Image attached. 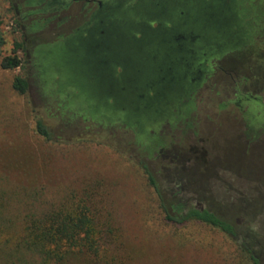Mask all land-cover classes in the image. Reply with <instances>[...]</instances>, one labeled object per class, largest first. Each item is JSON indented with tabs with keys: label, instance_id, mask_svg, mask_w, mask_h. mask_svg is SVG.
<instances>
[{
	"label": "rangeland",
	"instance_id": "rangeland-1",
	"mask_svg": "<svg viewBox=\"0 0 264 264\" xmlns=\"http://www.w3.org/2000/svg\"><path fill=\"white\" fill-rule=\"evenodd\" d=\"M121 1L0 0V37L4 41L0 61L10 55L15 43L23 46L18 52L22 62L19 68L0 67V189L9 200L8 213H17L20 200L26 196L47 211L68 193L88 186L100 191L97 199L104 201L119 229L122 260L117 264H247L218 231L197 223L181 227L167 223L137 163L142 160L153 170L161 193L168 198L165 176L167 171L175 173V168L166 156L182 153L194 159L202 155L205 168L185 164L189 169L183 174L187 186L179 195L175 191L172 194L187 207L202 204V197L218 202L264 197V191L259 192L264 187L255 184H264V0H250V14L244 20L253 19L256 24L247 39L221 53L213 49L207 54V69L193 77L186 117L173 127L166 122L158 127L160 155L154 154L157 159L153 161L136 156L130 132L70 115L49 95L54 85L63 82L58 72L47 73L53 47L60 46L59 53H54L63 64L73 60L69 68L73 72L68 71L73 84L83 83L77 68L83 64H88L97 77L101 73L107 78L109 72L117 70L119 74L122 68L115 67L113 58L126 52L122 48L123 26L110 22L108 10L101 12L102 24L92 19L99 10L98 2L113 7L120 6ZM225 1L214 0L218 4L212 8L225 13L229 6ZM177 8L182 10L179 5ZM184 23L188 30L189 17ZM150 25L156 27V22L152 20ZM157 34L172 46L181 44L184 54L175 60L172 48L170 58L158 63L147 52V64L157 73L167 64L173 74L175 63L183 60L181 69L189 78V32L183 38H179L178 29L169 31L168 37ZM152 40L145 33L141 42L126 45L142 55ZM133 59L121 63L132 67ZM110 63L114 64L112 69ZM142 65L143 60L138 70ZM16 76L27 81L25 95L12 89ZM63 93L71 106L84 112L80 100L71 98L66 89ZM36 120L48 128L52 141L36 133ZM167 180L172 182L171 177ZM16 193L23 196L17 195L13 205L11 198ZM65 264L91 262L78 254Z\"/></svg>",
	"mask_w": 264,
	"mask_h": 264
},
{
	"label": "trees",
	"instance_id": "trees-1",
	"mask_svg": "<svg viewBox=\"0 0 264 264\" xmlns=\"http://www.w3.org/2000/svg\"><path fill=\"white\" fill-rule=\"evenodd\" d=\"M142 1L144 0H136L133 3L134 5L130 4V8L124 6L112 13V18H110L112 22H114L113 19H117L122 20L125 24V26H123L125 38H130L129 32H131V35L134 34L135 37H137V35L140 36V34L136 32L143 31L142 28L138 27L141 18H143V13L146 16H150V14L154 12L158 13V11L162 10L164 4L168 6L171 5L173 1L180 4L183 0ZM197 1L198 0H193L194 3ZM200 1L201 2H198L200 5L199 7L203 8L218 4L214 2V0ZM237 1L240 3L242 2L245 9H249L252 6L250 0ZM225 3L230 6L231 0H226ZM156 4H160V6L157 7ZM150 11L153 12L150 13ZM180 11L175 14V18L178 19ZM224 14L231 17V13L227 12V10ZM247 14L248 13H244V15ZM182 18L180 15V19L185 21L187 16ZM131 21L137 23H131ZM176 22L179 23V20ZM255 24L256 22H253V19L244 22V29L248 30L249 36L253 33ZM180 27H185L187 29L184 23H181L180 26L174 25L173 29L180 30ZM166 28L168 29V26H166ZM163 29L158 32L159 35L168 37L169 32L166 33ZM147 35L151 37V40L152 38L160 39L158 34ZM3 45L4 41L0 37V47ZM176 47L180 49L182 45L180 44ZM59 49L60 46L51 48L54 52L59 51ZM21 50H23V46L15 43L10 55L1 59L0 67L3 70H15L19 68L22 62L18 52ZM133 50L132 48L130 52ZM118 55L119 58L113 61L115 65L117 63L122 64L120 59H125L120 58L122 57L120 54ZM123 55H126V52ZM77 68L79 72L81 71L86 77H93L95 74L92 69L90 70L88 64H83L82 67L78 66ZM116 68L119 69L118 66ZM117 71L113 74L114 79L118 78L119 74ZM198 72V68L193 67V69L190 70V74L192 75L191 78H195ZM164 75L166 74H162L161 77ZM67 77L70 78L69 75H67ZM82 77L84 82L82 83L83 86L85 85L89 91L93 90L95 85L88 87V84H91V82L85 81V77ZM158 78L159 77L153 80L156 81ZM148 81L149 79H147V82ZM82 84L75 83L72 85L71 83H63L61 85H54L55 89L49 92V95L54 98L53 100L57 101L59 106L61 105V110L68 112L70 115H79L87 120L103 123V125L111 126L114 124L118 126V128L130 132L133 138L131 143L135 148L138 158L145 157L153 161L157 159L156 157H159L160 152L157 151V147L160 141L158 137L155 138L150 135L139 137L137 129L134 126H127L121 122L108 123L103 120L101 116L99 117L98 115L92 114L85 104H82L85 109L84 112H81L76 106H71L69 100H66L64 96V89L70 92L71 98L74 93H77V87L83 89L85 96H87L90 92L80 87ZM12 89L19 95H25L28 89L25 78L16 76L12 82ZM91 94L92 92L89 95V102L94 104L95 101H93ZM137 102L139 103L138 106L142 107V100L138 99ZM64 103H67V105ZM128 104L130 108L134 107L132 103ZM115 107H117V103L113 108ZM101 113H104L102 109ZM135 114L134 111L130 110V116H134ZM186 114L187 113L184 112L178 117L172 118V121L165 122L173 127L184 119ZM35 131L44 140L52 141V136L42 121H35ZM251 138H254L253 135H251ZM154 154H157V156L153 157ZM188 157L189 156L183 155L182 153L168 154L166 156V160L169 161L170 166L175 168V173L167 171L169 176H165V182L167 183V189L165 190L169 195L168 198H165L161 193L153 170L142 160H139L137 163V166L147 180L148 186L156 195L164 220L176 227H181L188 223H197L212 228L232 242L237 252L247 264H264V197L260 199L240 197L231 202H218L213 198L202 197V204H199L200 206H185L183 202L174 200V196L172 195L173 191H175L174 194L179 195L183 188L187 186L186 180L183 179V174L185 170L188 171L189 169H185V164L190 163L192 165L191 168L197 165H201L199 168H205V159L202 155L194 159ZM169 177L172 178L171 181L173 183L170 181L168 182L167 179ZM255 184L264 187L262 181L255 182ZM261 187H259V189H261ZM263 191L264 190H259V192ZM99 194L100 191L98 189L86 186L79 191L68 193L63 200L57 203L56 206H51V209L47 211L36 206L33 202H30L32 198L26 196L24 199L20 200L21 207L17 213L10 214L8 213L9 206L7 205L9 200L6 198L4 199V193L0 189V264H65L68 258L78 254L86 256L91 264L119 263L122 260L119 255L121 250L119 229L115 226L111 214L106 210L104 201L101 202L97 199ZM17 195L18 197L23 196L22 193L14 194L11 198L13 205L16 203ZM204 199L205 201H203ZM236 207L238 209H235Z\"/></svg>",
	"mask_w": 264,
	"mask_h": 264
},
{
	"label": "flooded vegetation",
	"instance_id": "flooded-vegetation-1",
	"mask_svg": "<svg viewBox=\"0 0 264 264\" xmlns=\"http://www.w3.org/2000/svg\"><path fill=\"white\" fill-rule=\"evenodd\" d=\"M131 1L132 0H122L120 2L121 3L120 6L117 4L116 6H113V7L109 3L102 5L100 2H98L99 10L96 13V15L93 17L92 21H94V20L97 21L96 23H98V25L102 24L103 21L100 19V15H101L102 11H104V10L110 11L111 13L109 14V18H112V13L117 11L118 9H121L124 6H127L128 8H130L129 6H130ZM187 2H189V0H183L182 3H180V4H177L176 1H173V3L171 5L163 6L162 10L158 11V13H155V12L152 13V14H150V16H146L143 13L142 14L143 18H141V22L138 24L139 25L138 27L142 28L143 31L136 32V33L140 34V36H138L137 38L135 37L134 34L131 35V32L128 31L130 33L129 34L130 38H125L124 42L122 43L124 45V46H122V48L126 50V55H122V57H120V58H125V59L129 58L130 59V58L134 57V55L136 53L134 51L130 52V50L132 48L130 46L127 47L128 45H126V44L132 45L133 44V43H131L132 40L136 41V42H141V39L145 33L151 34V35H153V34L156 35L163 28L166 30V33H167L169 31L173 30L174 25L180 26L181 23H184V21H182L180 19V15H181V18L182 17L185 18L187 16L186 12H185V11H187V9L185 8L186 5H184ZM177 5H179L182 8V11H180L178 14L179 15L178 19L175 18V14L178 12L177 11L178 10ZM156 6L159 7L160 4H156ZM209 7L211 8L212 6H209ZM250 10H251L250 8L245 9V6L242 2L240 3L237 0H231V5L228 6V9H227V12L231 13V17H229V22H228L227 26H225L222 29V31H221L222 34L219 37L212 38L210 40V44H212L211 45L212 46L211 51L213 49H215L214 51H216V53H221L225 49H227L230 45L235 44L237 41L241 42L244 39L248 38L249 32H248V30L244 29L243 24L245 22L244 13H249ZM151 12H153V11H150V13ZM113 20H114L113 23H115L117 25L125 26V24L122 22V20H117V19H113ZM152 20L156 22V27H151L150 21H152ZM178 20H179V23L176 22ZM110 22L112 23V20ZM131 23H137V22L131 21ZM167 23L171 24V26H169L168 29L166 28ZM184 25H185V23H184ZM122 28L124 31V27H122ZM181 28L182 27H180V30H178L179 36H181V37L185 36L186 31H188L190 36H191V32H190L191 30H189V29L187 30L185 27L182 29ZM167 30H169V31H167ZM147 38H151V37H149L147 35ZM158 40H160V39H158ZM190 40H194L195 42H198V40L193 39V38ZM205 46H207V45H205ZM127 51H128V53H127ZM211 51H208V53H206L205 55L204 54L202 55V54H198L199 51L194 50L191 45L187 46V52L186 53H188L187 65L189 66V78H188V75H186L187 73H184L181 69L184 66L183 60L181 61V63L179 61H177L175 63V68L173 70V74L177 75L179 83L181 85V86L179 85L178 91H180L182 89L184 91L183 96H180L178 98V100L174 106H171V107L169 106L165 110H163V109L161 110L160 108H158L155 112H150V113H144L143 110H139V112L141 111L140 114H139V112H137L134 116L129 115V106H127L128 103L126 102L127 101L126 88L128 86L124 82V79H125L124 76L131 74L130 73L131 67L129 66L128 68H126L120 63H117L115 65V67L119 65V67L122 68L121 72L118 75V78H116V79L113 78V74L115 71L109 72L107 78H106V76H104L101 73H98V77L95 74L93 75V77H86V75L83 74L81 71L79 72L82 76L85 77V81L91 82V84H88V87L95 85L94 89L91 91H89L85 85L83 86V84L80 86L82 88L87 89L90 93L92 92L91 97H92L93 101H95L94 104L89 102L90 93L87 92L88 95L85 96L83 89L78 88V87L76 88L77 93H74L72 98L77 99L78 101L79 100L83 101V102H79V103L81 105L82 104L87 105L88 108L90 109L89 111H91L92 114L98 115L99 117L101 116V118L108 123L121 122L127 126L136 127L139 137H144L146 135H150V136H154L155 138H157L156 137V131H157L158 127L163 122L172 121V118L178 117L179 115H181L184 112L186 113V111L188 109L187 100L189 99L190 92L194 88V85H193L194 80L191 78L192 75L190 74V70H192L193 67H195V68H198L199 73L203 74L208 67L207 63L210 59V58H208V55L210 54ZM57 53H59V51H57ZM51 55H54V57L50 61L49 67L47 69V73L52 72V71L58 72L62 77H65V78H63V80L64 79L65 80L62 82V84L63 83L73 84L71 82V79L67 77V75H69V72H71V73L73 72L72 70L69 69V68H71L70 65L74 63L73 60H72V62L67 61V62H64V64H63L60 61L59 56L57 58H55L56 54L54 52H52ZM118 58H119V55L118 56L116 55V57H114L113 60L118 59ZM121 60H123V59H120V61ZM113 63H110L111 65H109V67L110 66L112 67V65H114ZM166 66H169V65L163 64V67L161 68L162 70L160 71L161 75L162 74H166V75H164L163 77L160 76L159 77L160 79L158 78V81L165 79V76H167V74H170L169 69ZM111 67H110V69H112ZM148 79H149L148 82H152V80L150 78H148ZM143 80H145V79L143 78ZM116 103H117V107L113 108L116 105ZM101 109L104 111V113H101Z\"/></svg>",
	"mask_w": 264,
	"mask_h": 264
},
{
	"label": "water",
	"instance_id": "water-1",
	"mask_svg": "<svg viewBox=\"0 0 264 264\" xmlns=\"http://www.w3.org/2000/svg\"><path fill=\"white\" fill-rule=\"evenodd\" d=\"M198 2L201 1L198 0L196 3H194L193 0H191L190 2L184 4L186 5L185 8L187 9V11H185L186 15L190 20V26L188 28L191 30L190 39L193 38L198 40V42L189 40L188 44L189 46L191 45L194 50L199 51L198 54L205 55L212 49L210 40L212 38L219 37L222 34L221 31L225 26H227L229 17L224 13L213 9L212 7H199L200 5ZM179 37L183 38L181 36ZM152 39V44L146 52H144L142 55H134L130 70L131 74L124 76V82L128 86L126 88V102L132 103L134 105L133 108H130L128 104L129 109L135 113L139 112V110L145 111L144 113L155 112L158 108L165 110L169 106H174L178 98L183 96L184 93L182 89L178 91L180 83L177 75L175 74H167L165 79H162L161 81H154L153 79L160 77L161 74L157 73L152 69L151 65L147 64L146 57L147 52H150L153 54L152 60L154 62L162 63L164 62L163 60L170 58L169 53L172 48L175 60L181 58V55L184 54V52L180 49L178 50L175 46L170 45L166 40L163 41L156 38ZM141 60H143V65L141 66V70H138ZM143 78L145 80H143ZM148 78H150L152 82H147ZM138 99L142 100V107L138 106Z\"/></svg>",
	"mask_w": 264,
	"mask_h": 264
}]
</instances>
